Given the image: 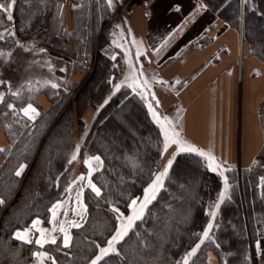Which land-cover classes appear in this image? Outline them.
Listing matches in <instances>:
<instances>
[{
    "label": "trees",
    "instance_id": "obj_1",
    "mask_svg": "<svg viewBox=\"0 0 264 264\" xmlns=\"http://www.w3.org/2000/svg\"><path fill=\"white\" fill-rule=\"evenodd\" d=\"M62 1L15 0L12 16L17 33L36 34L43 29L49 39L48 47H59L60 51H65L70 38L76 46L79 42L88 43L89 21L82 10H72V35L65 30L53 35L47 32ZM132 1L141 4L146 0ZM200 1L234 29L239 30L241 24L243 57L252 56L264 63V0ZM105 24L102 20L100 26ZM58 28L62 29L63 23ZM96 38L99 43H106L102 33ZM15 43L13 37L0 40L6 48ZM120 69L118 59L96 51L87 80L69 96L59 89L42 88L50 106L42 109L34 99L40 114L30 123L20 112L29 103L26 93H5L0 102V123L7 140L0 147V198L8 204L0 216V264H27L37 247L14 239V231L27 227L33 219L46 218L52 206L65 198L76 167L79 173L86 172L83 160L88 157L101 160V168L90 177L101 195L96 196L89 186L84 189L86 217L81 227L71 230L69 248L59 243L45 246L57 264H88L99 253L96 245L105 246L115 232L117 215L126 216L132 200L144 196L159 170L162 138L138 94L129 88L113 90ZM1 86L8 88L4 83ZM23 98L25 103L18 105ZM87 108L95 111L89 125L82 119ZM259 119L264 140V98ZM84 130L87 131L77 159L69 162L76 136ZM257 158L259 165L239 173L236 168L227 167L229 196L218 208L212 238L205 241L188 264H205L208 251L216 256L217 264H249L250 243L254 239L260 253L256 264H264V144ZM22 163L28 169L23 177H18L15 173ZM223 185V176L212 171L203 156L177 152L156 198L116 245L120 254H111L99 264H179L197 243L208 222V210Z\"/></svg>",
    "mask_w": 264,
    "mask_h": 264
},
{
    "label": "rangeland",
    "instance_id": "obj_2",
    "mask_svg": "<svg viewBox=\"0 0 264 264\" xmlns=\"http://www.w3.org/2000/svg\"><path fill=\"white\" fill-rule=\"evenodd\" d=\"M150 0H146L141 4H134L132 0H113V4L111 7L107 5L106 0H63L62 3L56 8V16L54 17V22L51 26L47 28V32L53 35L60 33L61 31H67L68 35H72L74 33V27L72 28L71 20L73 18V11L76 13L81 10L85 13L87 21H89L88 33H89V41L86 44H81L79 42V46L70 39H68L67 45L65 47V51H60L59 47L49 48V39H46L47 36L43 34L45 30H40L36 34H25V33H17V29L15 27V18L11 21H6V14L0 13V20H4L3 24H0V32H4V39L6 37H13L15 39L14 46L10 48H6L0 45V86L1 84H5L8 88L4 90L0 88V94L3 96L6 92H19V96L26 93L28 104L20 109L21 114L25 115L22 109L26 108L29 104H31L37 111L39 116V110L34 105L37 102L38 106L44 109L39 100H46L50 104V100L46 94L42 93V88L47 86L48 88L59 89L63 95H70L72 92L76 91L86 80L90 72L92 71L95 64V53L96 51H101L111 59L114 56L115 59H118L120 62L121 73L119 77H117L113 84V90H116V85H121L120 88H129L133 93L138 94L141 99L146 104L149 115L151 119L155 122V124L159 127L161 133V161L157 174L164 171L165 167L168 164L169 160L173 159V156L179 152V146L176 144H170L167 151L164 150V132L161 130V125L164 126L165 129L175 128L177 131V117L179 111H181L179 104L173 101V96H175L178 88H175L177 77L173 78L172 69L168 68L170 63H165V65L161 68H157L154 57L150 54V51L145 47L144 41V20L146 17L144 16V11L137 10L141 8L140 5L149 2ZM12 2V0H0V3H3L7 8L8 5ZM143 6V5H142ZM167 6V5H166ZM81 8V9H80ZM73 10V11H72ZM9 13L12 15V7L9 10ZM165 17H170L169 22L172 20V14L166 13L161 15ZM165 19H161V22H157L158 26L154 28L148 27V31L153 33V35L148 36V42L150 43V38L155 35V33H160V36H164L170 32V28L161 29L160 25L164 24ZM219 19V18H218ZM102 20L106 21V24L100 26ZM163 20V21H162ZM220 20V19H219ZM222 21V20H221ZM223 22V21H222ZM63 23V28L59 29L58 26ZM97 24V25H96ZM241 25V24H240ZM229 26V25H228ZM231 27V26H230ZM160 28V29H158ZM237 34L241 33V27L239 30L231 27ZM5 29H8V32H5ZM9 33H14V35H10ZM102 33V36L105 37L106 43L100 42L99 34ZM156 36V35H155ZM147 37V36H146ZM46 41L44 42V40ZM157 40H160L159 37L156 36ZM2 40V39H0ZM209 38L204 35L199 41L195 42V44L191 45V49L197 48L198 46L205 45L209 42ZM153 45V44H151ZM155 45V44H154ZM153 45V46H154ZM78 48V49H77ZM162 47L161 49H163ZM183 49V48H181ZM225 49H227L225 47ZM225 49L222 50V53H229ZM184 51V50H183ZM188 49H186V52ZM226 51V52H225ZM182 52V50H181ZM231 52V50H230ZM161 53V52H159ZM170 53V52H169ZM10 54V55H9ZM245 57V56H244ZM243 57V59H244ZM252 57V56H250ZM255 58V57H254ZM264 75L262 71L261 75ZM244 72L241 74L238 72L237 82L240 79L244 80ZM257 73H252L250 77L256 78ZM259 79V80H258ZM258 79H252L253 82L259 81V85L261 88H264V78L259 77ZM145 81L147 83L145 84ZM159 81H164V83H160ZM245 81V80H244ZM243 81V82H244ZM180 82V81H179ZM240 83V82H239ZM245 83V82H244ZM52 85H56L53 87ZM2 87V86H1ZM238 104L235 108L233 119L230 121L233 125L234 130V150L236 151V155L242 153V146L245 141V135L247 132V127L244 119V110H242L241 116V98L243 99V94H241V88L238 89ZM58 95V94H57ZM158 102V103H157ZM25 103V98L18 101V105H22ZM151 104L152 108L158 113L160 117V122L153 118L152 113L149 111L148 105ZM261 105V104H260ZM48 108V107H47ZM180 109V110H179ZM95 111L91 108H87V110L83 113L82 117L84 118V122L89 125L92 122ZM32 115V114H29ZM163 117H167L168 121H171L169 124L167 121L163 120ZM242 117V118H241ZM26 119V118H25ZM27 120V119H26ZM224 123L227 124V120L224 119ZM30 123V121L27 120ZM234 122V123H233ZM227 124V125H232ZM225 124H221L219 126V131L222 134V131L225 127ZM88 127V126H87ZM259 132V145L257 147V152L259 153L260 149L264 144L263 133L261 124L258 126ZM87 130L82 131L77 134L76 145L73 154L77 155L78 148L81 145L83 138L85 136ZM180 132V131H179ZM251 135L254 138L256 135V127L254 125L251 126ZM217 134V135H221ZM180 139L183 141V137L180 136ZM187 146V145H185ZM255 147V145H254ZM207 153L206 151H204ZM210 150L208 151V153ZM212 152V151H211ZM198 153V152H196ZM257 153V155H258ZM257 155L250 159L248 167L242 168V162L240 159L235 160L234 166L232 168H236L239 173L242 169L252 168L256 165H259V161ZM208 163L209 168L215 169V171L219 172L223 176L224 185L221 193H225L224 200L229 196L230 185L228 183V178L230 175L226 172L227 166L221 161L217 166L214 161L215 159H211L213 161L208 160L207 156H203ZM213 157V156H211ZM218 158V157H217ZM88 164H85V173H79V177L88 176L90 180L89 171H91V167L94 166L92 160H97L96 156L91 157ZM219 159V158H218ZM93 163V166L91 165ZM243 165V164H242ZM87 166L89 167L87 169ZM78 166L74 170V174L77 171ZM95 172V171H94ZM156 174V175H157ZM155 177L153 178V180ZM153 180L149 183V185L153 182ZM81 179L78 183H81ZM149 185L146 187L148 188ZM227 185V188L225 187ZM144 196L137 200L136 208H139L140 203L143 202ZM223 200V201H224ZM220 199V195L216 202L209 208L208 210V222L205 225V228L200 233L199 239L196 244L200 243V240L203 239V232L207 229L208 224H212V229H209V235L212 238L213 231L216 227V216L218 208L217 205L223 202ZM215 212V217L211 215V213ZM133 214V208L130 207L129 213L126 216H123V219H126L128 216ZM120 214L117 215V217ZM120 220L117 219V226H119ZM114 234V233H113ZM206 240H204L205 243ZM202 243L200 247L204 244ZM195 244V245H196ZM195 245L193 247H195ZM106 246V245H105ZM103 246V247H105ZM191 247L183 256V258L179 261V264H184L185 258L187 257V261L193 257L188 256L187 254L192 250ZM198 251V249H197ZM99 254V253H98ZM209 256L212 257V263L217 264V258L213 254L212 251L207 252L206 263L208 261ZM260 257L257 240H253L250 243V255H249V264H256V260ZM210 260V262H211ZM91 262V261H90ZM90 262L88 264H90Z\"/></svg>",
    "mask_w": 264,
    "mask_h": 264
},
{
    "label": "crops",
    "instance_id": "obj_3",
    "mask_svg": "<svg viewBox=\"0 0 264 264\" xmlns=\"http://www.w3.org/2000/svg\"><path fill=\"white\" fill-rule=\"evenodd\" d=\"M142 5L137 10L144 11L146 17L143 23L145 47L150 51L149 55L154 57L152 60L155 61L157 68L163 67L165 63H170L168 68L172 69L171 76L177 77V81H180L175 85L178 90L173 96V101L179 104L181 109L178 113L177 124L185 145H191L202 152L206 151L208 155L205 156H213L217 160V162L214 161L216 165H219L218 161L222 160L221 162L232 167L238 157L243 164L241 167H248L250 159L258 153L257 147L260 138L257 125H260L259 107L264 98V88L260 87L259 81L253 82L252 79L264 78V75H261L262 71L264 72V63L250 56H245L243 59L242 34H237L230 26L219 20L200 0H150ZM177 6L179 11L176 10ZM162 13H171V22L167 20L170 17H161ZM164 18H166L165 22L160 25V28L162 30L170 28V32L164 36H160L161 32L155 33L160 40H157L154 35L152 39L150 38V43L155 45H149L148 36L153 35V33L148 31V27H157V22H161V19ZM206 34L210 39L209 42L191 49V45ZM162 47L164 48L161 49ZM186 49H188L187 52ZM223 49L229 53H222ZM238 72H240L241 78L244 72L245 81L240 79V83L237 82ZM254 72L258 76L256 78L250 77ZM239 88L243 94L241 116H243L242 110H244L245 123L249 125L242 146V153L236 155L234 124L230 121L233 119V111L238 104L237 93ZM39 103L44 109L50 106L46 100H39ZM25 118L34 122L37 116L35 115L34 119H29L28 116ZM82 119L84 121L83 117ZM224 119L227 120V124L232 125L224 123ZM221 124L227 125L222 134L218 130ZM252 125L256 127L254 138L250 133ZM6 144L7 140L0 123V147L2 148ZM91 157L83 160L84 166L89 163ZM208 160L213 161L209 158ZM92 161L95 163L94 166L93 163L91 164L93 167H91L88 175L101 168L100 159ZM2 163L3 159L0 158V165ZM21 167L23 170L18 177H23L28 169V166L22 163L16 172L20 171ZM79 175L78 171L73 173L65 198L52 206L46 218L33 219L27 227L14 231V239L23 244H31L37 247L32 251L27 264H52L54 257L45 248L51 243H45L43 247L35 243L41 237V229L45 230L44 237L46 239L54 236L57 243L63 246V233L58 231L60 225L63 224L71 236V230L76 228L71 226V222L80 225L84 223L86 209L83 202V191L88 187L89 179L85 175L84 179L81 180L82 182L78 183ZM0 201H2L0 202L1 216L8 203L2 198ZM54 227L57 229L56 231H53ZM17 233L24 234L25 240L17 239ZM26 240L32 242L28 243ZM38 252L46 253V256H37L36 253ZM14 256L16 257L17 254ZM211 259L212 257L209 256L207 264L212 263Z\"/></svg>",
    "mask_w": 264,
    "mask_h": 264
},
{
    "label": "snow or ice",
    "instance_id": "obj_4",
    "mask_svg": "<svg viewBox=\"0 0 264 264\" xmlns=\"http://www.w3.org/2000/svg\"><path fill=\"white\" fill-rule=\"evenodd\" d=\"M107 5L109 7L112 6L113 4V0H106ZM15 3V0H12V2L8 5V7L6 8L5 5L3 3H0V13H5L6 14V21H11L13 19L12 15L9 13V10L11 9V7L13 6V4ZM177 11H179V7L177 6L176 8ZM5 21L4 20H0V24H3ZM5 32H8V29H5ZM10 35H14V33H9ZM4 32H0V39H4ZM0 55H3L2 53H0ZM10 55V54H9ZM112 59H115V57L113 56ZM160 83H164V81H159ZM2 83V82H0ZM147 83V81H145V84ZM176 83H180L179 81H177ZM53 87H56V85H52ZM121 85H116V90L118 91L120 89ZM13 96H18L19 92H13L12 93ZM4 101V96L2 94H0V102ZM105 103H107V101H105ZM158 103V102H157ZM9 108H12V105H8ZM149 111L152 113L153 118L157 121V123L160 122V117L158 115V113L152 108V105L149 104L148 105ZM23 113L25 116H28L29 119H34L35 115H38L36 109L29 104L26 108L22 109ZM29 113H32V115H29ZM164 121H167L169 124L171 123V121H168L167 117H163ZM161 130L164 132V138H165V143H164V150L167 151L168 147L170 146V144H176L179 146V150L181 152H198L199 155L201 156H205L208 155L202 151H199L198 149H196L195 147L188 145L185 146V142L182 141L180 139V132L177 131L174 127L169 129H165L163 125H161ZM0 151H3L2 149H0ZM209 159H214L213 157H211L210 155L208 156ZM77 159L76 155H73L71 157V161H75ZM97 160H99V157H96ZM87 163V161H86ZM172 165V160L168 161L167 166L165 167L164 171L155 175V179L153 180V182L149 185L148 188H146L144 190V199L143 202L140 203L139 208H136L137 205V200H132L130 207L133 208V214L131 216H128L126 219H123V214H121L120 216L117 217L118 220H120V224L119 226L115 229L114 234L107 240L106 246L105 247H100V245H96V247L99 249V254L95 255V257L91 260L90 264H99V262L101 260H103L105 257L111 255V254H116L119 255L120 253L118 252L116 245L119 244L121 241L124 240V238L129 234V230L133 227L135 221L142 219L145 209L147 208L148 204L151 203L152 200H154L156 198V194L157 192L163 187V181H164V177L167 176L168 173V168H170ZM23 170V167H21L20 171H17L15 173L16 176H20L21 172ZM215 170V169H213ZM80 179H84V177H80ZM261 182L264 183V177L261 178ZM91 190L96 194V196H100L101 195V191L98 187H96V185L92 184V182L89 180V185H88ZM227 188V185L225 186ZM79 197V194H78ZM225 198V193H221L220 194V199L221 201H223ZM2 202V201H0ZM57 207H59V205H57ZM217 207H219V205H217ZM112 211L114 212H119V209L117 208H113ZM79 214V213H78ZM211 215L213 217H215V212L211 213ZM55 219V217H54ZM71 226L72 227H81L80 224L75 223V222H71ZM213 225L210 223L208 224L207 229L203 232V239L200 240V243L196 244L195 247L192 248V250L187 254L188 256H194L197 252V249L200 248V245L202 243H204V240L210 239V235H209V229H212ZM57 229L54 227L53 231H56ZM41 237L40 239L36 240L35 243L39 244L41 247H43V245L45 243H51V244H56L57 240L56 237H51L50 239H46L44 237V232L45 230L41 229ZM59 232L63 233V247L65 248H69L71 246V236L69 235L67 229L64 227L63 224L60 225ZM17 239L20 240H25V235L21 234V233H17ZM26 242L31 243V240H26ZM37 256H46V253H36ZM52 264H56V261L54 258H52ZM184 264H188L187 261V257L185 258V262Z\"/></svg>",
    "mask_w": 264,
    "mask_h": 264
}]
</instances>
